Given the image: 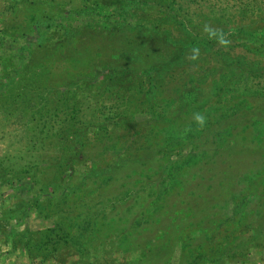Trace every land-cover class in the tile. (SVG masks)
<instances>
[{
  "label": "rangeland",
  "instance_id": "1",
  "mask_svg": "<svg viewBox=\"0 0 264 264\" xmlns=\"http://www.w3.org/2000/svg\"><path fill=\"white\" fill-rule=\"evenodd\" d=\"M158 1L0 0V264H264V0H218L251 10L225 24L172 21ZM120 6L136 19L113 31ZM247 118L218 161L243 171L220 215L170 197L160 214L180 176L184 195L205 188L199 144L210 156L217 125Z\"/></svg>",
  "mask_w": 264,
  "mask_h": 264
},
{
  "label": "trees",
  "instance_id": "2",
  "mask_svg": "<svg viewBox=\"0 0 264 264\" xmlns=\"http://www.w3.org/2000/svg\"><path fill=\"white\" fill-rule=\"evenodd\" d=\"M162 1L163 0H160L158 2H162ZM166 1H168V2H165L168 4V7H166V10H168L167 17L169 19L172 18V21H174L175 19L180 20L181 22L184 20L197 21L196 19L199 18L198 15L203 14L204 16L209 18V20H214V21L222 22L225 24V23H230L229 21L233 20L232 18H233L234 13L239 15L238 12L243 11V13L245 14V18L248 19V13L251 12L249 7H247V6L246 7H237L235 9H231V11L228 12L227 10L229 8H227V6H224V5L220 7V4H222V1L219 2L218 0H216V1H218L219 3H211L210 2L209 7H207V8L204 7L206 9L196 11V12L189 11V7H188V6H190L189 0H171L173 3V7H170L171 1H169V0H166ZM242 2H243V4H248L247 1H242ZM217 7L220 9H218ZM178 9L183 11V12L179 14L177 12ZM205 10H208V11H205ZM205 12H210V15L205 14ZM117 14H118V19L116 20L117 24H116V27L113 28V31L116 28H118L119 25H121V24L123 25L124 23H127L128 19H130V20L136 19L134 17V15L131 13V11L129 10L128 6H126V7L120 6L118 11H117ZM108 16H112V15L108 14ZM110 18L114 19L113 17H110ZM110 20L111 19H109L107 22H109ZM235 20H237V19H235ZM235 20H233L231 23H235ZM138 21L141 24L139 29L142 28L141 31L145 30L144 26H142L144 21L142 19H138ZM135 24L136 23H132V24H130V26L132 28H134L136 26ZM197 25H200V24L198 23ZM206 26H208V25H206ZM215 27H218L220 29L218 24ZM201 28H202V26H201ZM206 29H208V30H205L202 32H197L195 30V28L193 29V28H190L189 26H187L186 27V31H187L186 33L188 34V36H187V34L182 35V36L190 37V38L197 40V38H199V37L209 36V33L216 31L214 29H217V28L211 27V28H206ZM210 29H212V30H210ZM201 34H202V36H201ZM177 36L178 35H175L172 32H168V33L164 34V37H166L168 39H172V38L177 37ZM193 36H195L196 38H194ZM197 48L198 47H195L194 49H197ZM139 51L141 52L142 49ZM173 117H174V115H173ZM226 121H227V119L223 120L222 123L217 125L218 130H220L219 132L222 133L221 142L219 144L216 143L217 144L216 145L211 140L208 141L210 149H211L210 156H208L207 154L204 153L205 149L201 148L202 145L199 144V146L196 148V152L198 155V161H197V165L194 164L191 168L193 169L192 170L193 172H196V173L198 172L199 179L201 182H204L205 188L202 189L201 187H197L195 193H193L191 195H184V193H182L183 183L181 185V176H180L179 180L176 179L177 180L176 183L178 185H176V183H175V185L172 186L173 183H171L172 187H171V189H169V192H167L166 195L161 197L163 201L160 204L159 208L161 209L160 214H162L164 217H168V216L172 215L170 213V209L167 208V202L165 199V198H169V197L176 199L178 201L177 203L182 204L183 205V206L181 205L182 208L191 214V219L194 218V220H197V218H201L200 216H202L205 213L209 214V216H210V214L216 215L215 219L217 218L218 215H220L221 205L225 204V201L227 199H229V196L227 195L226 190H225V186L228 183H230V181L232 180L231 178H233V177L237 178L243 171L239 170V168L237 171H234L233 169H231L230 167H228L226 165L224 167H222L218 162L219 158L228 157L233 153L237 154L235 152V147H234V143L237 139L236 136L239 135L240 137L246 138L248 136V129L250 128V121L248 118L246 119V122L241 124V125H240L239 121H238V124L237 123H233V124L231 123V125H230V123H228L226 125ZM261 122L263 123V126H264V119H262ZM212 125L213 124H209V125H207V127H205V128L203 127V131L201 130L199 133L204 132V130H207V133H210L212 130H214L213 127H210ZM263 132H264V128H263ZM203 155H205V160H207L206 159L207 156H208V159H210V158L212 159L210 162L213 163L212 166L216 169V172L218 173L217 175L211 171L212 168L209 167V165L208 166L202 165V163L204 161L202 159ZM204 163H205V161H204ZM195 168H197V169H195ZM186 170L187 169L185 168L184 173ZM196 170H198V171H196ZM204 172H206V174L208 175L209 181H207V176L205 175ZM167 173L168 172H166V174ZM187 180L190 184H193V181H194L193 178H191V179L188 178ZM161 182L162 183L164 182V177H161ZM201 185H202V183H201ZM217 189L220 192L219 195L215 194V193H218V192H216ZM157 190L158 191H156V192H158V193L163 192V190L160 188ZM135 200H136V197L132 201L133 202L132 207L128 208L126 206V208L130 212H131L132 208H135V205H134ZM115 212H116V214H119L118 216H122L121 212H119V211H115ZM181 214L183 215V213H181ZM181 218H183V216H181ZM185 221H187V219ZM178 222H180V221H178ZM161 224H162V222H161ZM131 263L132 262H130L129 264H131Z\"/></svg>",
  "mask_w": 264,
  "mask_h": 264
},
{
  "label": "clouds",
  "instance_id": "3",
  "mask_svg": "<svg viewBox=\"0 0 264 264\" xmlns=\"http://www.w3.org/2000/svg\"><path fill=\"white\" fill-rule=\"evenodd\" d=\"M213 35H215V34H213ZM219 43L226 46L229 43V41L224 38L223 34H221L219 36ZM192 51L198 53V49H193ZM193 118H194V121H195V123L197 124L198 127L202 128V127L205 126L207 118H206V116L204 114H202V113H194L193 114Z\"/></svg>",
  "mask_w": 264,
  "mask_h": 264
}]
</instances>
